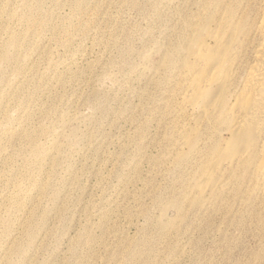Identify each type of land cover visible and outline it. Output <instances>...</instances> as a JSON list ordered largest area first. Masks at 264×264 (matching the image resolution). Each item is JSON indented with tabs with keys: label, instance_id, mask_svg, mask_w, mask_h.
<instances>
[{
	"label": "rangeland",
	"instance_id": "rangeland-1",
	"mask_svg": "<svg viewBox=\"0 0 264 264\" xmlns=\"http://www.w3.org/2000/svg\"><path fill=\"white\" fill-rule=\"evenodd\" d=\"M183 2L0 0V106L24 90L0 120V264H264V199L199 198L182 128L155 120L176 87L147 68ZM68 112L85 145L53 132Z\"/></svg>",
	"mask_w": 264,
	"mask_h": 264
},
{
	"label": "bare ground",
	"instance_id": "bare-ground-1",
	"mask_svg": "<svg viewBox=\"0 0 264 264\" xmlns=\"http://www.w3.org/2000/svg\"><path fill=\"white\" fill-rule=\"evenodd\" d=\"M183 7L167 25L170 43L155 47L161 60L147 68L152 89L162 88L163 77L173 79L168 84L176 87L162 95V102L157 95L152 98L162 104L155 120L158 126L170 123L173 129L182 128L178 155L183 166L197 170L194 182L199 198L264 199V0H184ZM97 20L96 15L90 17L94 23ZM22 89L19 86L10 101L0 106L2 123L10 120ZM178 92L181 102L174 97ZM140 96L145 97V92ZM37 109L41 115H51L44 105ZM188 114L192 124L185 117ZM75 120L77 114L68 112L62 129L58 121L53 127L61 144L85 145L77 132L65 129L67 122ZM136 132L122 136L137 141ZM25 180L26 176L19 178L21 183ZM35 186L37 194L48 190L41 183ZM74 188L75 182L66 183L61 191L69 199ZM27 198L33 197L27 193Z\"/></svg>",
	"mask_w": 264,
	"mask_h": 264
}]
</instances>
